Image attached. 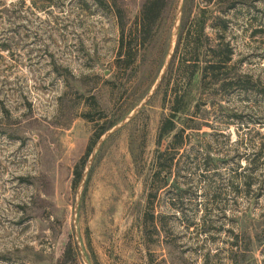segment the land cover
<instances>
[{
    "label": "rangeland",
    "instance_id": "obj_1",
    "mask_svg": "<svg viewBox=\"0 0 264 264\" xmlns=\"http://www.w3.org/2000/svg\"><path fill=\"white\" fill-rule=\"evenodd\" d=\"M149 1L0 0V264H264V0Z\"/></svg>",
    "mask_w": 264,
    "mask_h": 264
},
{
    "label": "water",
    "instance_id": "obj_2",
    "mask_svg": "<svg viewBox=\"0 0 264 264\" xmlns=\"http://www.w3.org/2000/svg\"><path fill=\"white\" fill-rule=\"evenodd\" d=\"M182 3H183V0H180V3H179V9H178V16H177V19H176V23H175V33H174V37L179 29V17H180V14H181V9H182ZM174 37L172 38V41H171V44H170V48H169V58L167 60V63H166V67L164 69V71L162 72L160 78H159V81L157 82V84L155 85V87L152 89L151 93L147 96V98L138 106V108L132 113L130 114V116L128 118H126L123 122H121L119 125H117L116 127H114L112 130H110L109 132H107L102 138L101 140L98 142L96 148L94 149L92 155H91V158L89 160V164L87 166V169L85 170L82 178H81V182H80V186H79V190H78V196H77V204H76V207L78 208L79 206V203H80V200H81V197H82V193H83V189H84V186H85V183H86V179H87V176L89 174V171L93 165V162H94V159H95V156L99 150V148L102 146V144L109 138V136H111L114 132H116L117 130H119L120 128H122L124 125H126L130 120H132L139 112L140 110L149 102V100L152 98V96L156 93V91L158 90L160 84L162 83L163 79H164V76L170 66V62H171V59H172V55H173V40H174Z\"/></svg>",
    "mask_w": 264,
    "mask_h": 264
},
{
    "label": "trees",
    "instance_id": "obj_3",
    "mask_svg": "<svg viewBox=\"0 0 264 264\" xmlns=\"http://www.w3.org/2000/svg\"><path fill=\"white\" fill-rule=\"evenodd\" d=\"M159 6H160L159 0H150L146 4V6L144 7L143 12H142V19H141L142 22H141V24H142L143 29L145 28V31H146V29H150L151 28V23L153 22L155 14L159 10ZM127 49L128 50L125 53V55L130 60V59L133 58V48L129 47ZM123 55H124V43L122 45V55L121 56H123ZM176 128H177V126H176V123L174 122V120H172V119L164 120L163 123H162V126H161V135L164 136L167 133H171L173 131H176ZM184 134H185V130H183V129L180 130V132H178L175 135V142L179 138V142L181 141V143H183L185 141ZM166 155H168V152L161 153L159 157L161 158V157L166 156ZM170 160L172 161L171 158H170ZM252 174L253 173L250 172L247 175H245V177L247 179L251 180L252 177H253ZM82 175H83V170H81L80 167H78L77 170H76V180H80L82 178Z\"/></svg>",
    "mask_w": 264,
    "mask_h": 264
}]
</instances>
